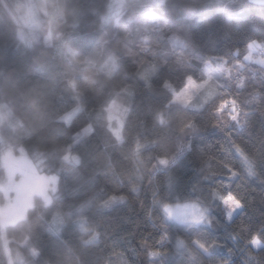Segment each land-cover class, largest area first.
<instances>
[{
  "label": "trees",
  "instance_id": "obj_1",
  "mask_svg": "<svg viewBox=\"0 0 264 264\" xmlns=\"http://www.w3.org/2000/svg\"><path fill=\"white\" fill-rule=\"evenodd\" d=\"M3 1L0 108L8 116L0 122V180L3 150L22 146L44 155L43 171L58 174L59 182L50 203L37 196L27 217L7 226L9 252L0 225V264H217L229 255L231 264H245V230L252 225L246 217L238 214L229 228L233 240L224 229L184 225L164 214L165 204H201L203 176L215 164L210 156L226 157L242 171L250 163L210 126L213 98L202 108L174 103L166 84L180 91L190 78L205 80L214 57L242 64L235 76L220 79L217 91L227 85L226 94L243 92L253 78L264 81V65L246 60L252 42L264 50V2L134 0L106 20L111 0H59L51 29L47 21L27 42ZM8 1L17 15L20 0ZM241 7L244 16L226 10ZM48 33L51 43L44 41ZM150 67L155 71L145 81L142 72ZM244 98L264 103L255 93ZM113 102L126 113L119 136L106 113ZM249 120L245 149L259 161L264 126L257 117ZM245 188L258 198L264 185L252 180ZM117 196L126 200L102 207ZM58 213L63 223L55 232ZM213 240L217 246L205 252L201 245Z\"/></svg>",
  "mask_w": 264,
  "mask_h": 264
},
{
  "label": "rangeland",
  "instance_id": "obj_2",
  "mask_svg": "<svg viewBox=\"0 0 264 264\" xmlns=\"http://www.w3.org/2000/svg\"><path fill=\"white\" fill-rule=\"evenodd\" d=\"M134 0H111L105 19L116 18L119 16L127 3ZM147 3L159 4L164 0H145ZM216 3L227 0H212ZM255 1V0H253ZM264 2V0H260ZM257 2V1H255ZM59 0H20L15 5L17 15L13 13L8 0L3 1V5L9 14L21 23L20 36L23 40L31 42L39 36V31L48 21V29H51V22L54 20L52 14L59 11ZM50 5L53 12L50 10ZM230 16H244L247 14V8H226ZM57 14V13H56ZM48 18V19H47ZM47 19V20H46ZM44 41L51 43L53 41L52 33L44 37ZM258 42H252L249 45V53L246 60L262 63L264 65V56H259ZM241 63L235 62L229 64L227 59L214 57L204 67L205 80L196 81L190 78L186 86L175 91L170 84L166 86L174 93V103H180L185 106L202 108L205 104L214 98L217 91L218 82L221 78H229L238 73ZM155 67H150L142 72V78L149 81ZM77 109L70 111L64 116L65 120H70ZM107 118L114 133L119 136L121 127L125 120V110L117 103L113 102L106 110ZM7 112L0 108V122L7 117ZM93 130V125L86 127L81 133L86 134ZM79 135V136H80ZM6 168V175L0 180V192L4 195V200L0 197V225L2 229V239L9 252V240L7 237V226L14 224L27 217L29 209L34 205L36 197L40 196L44 202L50 203L56 193L59 182L58 174H48L43 171L45 157L41 153H30L26 148L6 147L2 155ZM169 162V160H164ZM126 200L125 196H117L109 199L102 204V207L108 208L112 205L122 203ZM200 203L181 202L165 204L162 206L166 218L173 222L184 225H203L199 223ZM62 216L56 214L52 221L53 230L58 232L63 221L59 220ZM56 219V220H55ZM83 222V221H81Z\"/></svg>",
  "mask_w": 264,
  "mask_h": 264
},
{
  "label": "clouds",
  "instance_id": "obj_3",
  "mask_svg": "<svg viewBox=\"0 0 264 264\" xmlns=\"http://www.w3.org/2000/svg\"><path fill=\"white\" fill-rule=\"evenodd\" d=\"M228 87L221 85L223 91L218 90L210 102L208 109L210 126L219 130L227 145L244 154L250 163L242 171L234 167L226 157L223 159L216 155L209 157L215 164L212 166L213 170L203 176L208 183L201 200L198 220L208 228L224 229L235 240L236 236L229 232V228L236 223L238 214L242 219L246 217L252 221V225L245 230L244 239L248 248V259L245 264H264V188L260 189L258 198L248 193L245 188L252 180L264 185V158L257 161L256 157L245 149L247 143L245 135L251 136L253 128L249 117H257L264 126V103L251 105L244 98L253 93L264 97V81L253 78L252 84L243 92L233 91L226 94ZM233 106H238L239 110ZM261 143H264V140ZM220 151H228L225 144H221ZM217 244L218 242L213 240L201 246L208 252ZM217 264H231V256L218 260Z\"/></svg>",
  "mask_w": 264,
  "mask_h": 264
},
{
  "label": "built area",
  "instance_id": "obj_4",
  "mask_svg": "<svg viewBox=\"0 0 264 264\" xmlns=\"http://www.w3.org/2000/svg\"><path fill=\"white\" fill-rule=\"evenodd\" d=\"M258 53H259V56H263V54H264V50H263V49H260ZM233 107H234V106H233Z\"/></svg>",
  "mask_w": 264,
  "mask_h": 264
},
{
  "label": "crops",
  "instance_id": "obj_5",
  "mask_svg": "<svg viewBox=\"0 0 264 264\" xmlns=\"http://www.w3.org/2000/svg\"><path fill=\"white\" fill-rule=\"evenodd\" d=\"M255 1H260V0H255ZM260 2H262V1H260Z\"/></svg>",
  "mask_w": 264,
  "mask_h": 264
}]
</instances>
